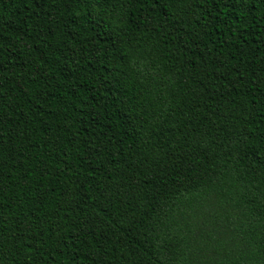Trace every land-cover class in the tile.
<instances>
[{"label":"trees","instance_id":"16d2710c","mask_svg":"<svg viewBox=\"0 0 264 264\" xmlns=\"http://www.w3.org/2000/svg\"><path fill=\"white\" fill-rule=\"evenodd\" d=\"M0 264H264V0H0Z\"/></svg>","mask_w":264,"mask_h":264}]
</instances>
